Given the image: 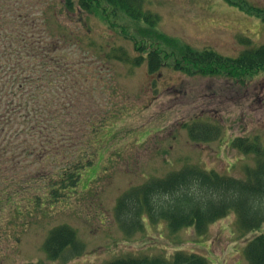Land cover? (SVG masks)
Segmentation results:
<instances>
[{
	"label": "rangeland",
	"instance_id": "obj_1",
	"mask_svg": "<svg viewBox=\"0 0 264 264\" xmlns=\"http://www.w3.org/2000/svg\"><path fill=\"white\" fill-rule=\"evenodd\" d=\"M142 8L158 17L151 31L122 13L113 27L94 13L50 11L47 15L50 36L81 38V46L69 45L67 52L75 62L85 63L81 73L91 77L85 84L90 94L84 104L117 109L120 115L111 135L105 132L100 137L103 147L73 199L52 210L46 200L38 208L34 198L44 193L34 190L41 186L37 173L43 167L32 156H21L15 167L22 186L16 187L18 194L8 190L14 187L2 176L9 167L5 160L12 155L0 161V264H60L49 262L43 249L50 230L59 225L74 229L85 246L84 255L67 264H103L123 256L169 258L178 251L204 256L209 264H247L246 242L264 233V226L244 235L235 214H230L204 237L193 229L173 235L165 223H146L143 232L126 237L116 223L114 208L129 188L187 165L244 178L245 168L255 166L254 157L243 156L230 142L258 136L264 144V75L251 82L246 78L243 85L233 79L189 76L175 70L174 58L163 60L160 71L150 75L147 61L135 66L132 61H109L107 54L114 48L130 59L146 57L153 46L150 39L163 35L195 51L211 49L236 57L247 49L242 40L264 44V0H143ZM130 36L139 45L146 44L145 51L136 52L134 42L127 40ZM160 48L164 53L177 52L174 45L161 43ZM99 70L102 81L97 82L93 73L98 75ZM192 119L219 126L222 137L211 143L192 142L183 128Z\"/></svg>",
	"mask_w": 264,
	"mask_h": 264
},
{
	"label": "trees",
	"instance_id": "obj_2",
	"mask_svg": "<svg viewBox=\"0 0 264 264\" xmlns=\"http://www.w3.org/2000/svg\"><path fill=\"white\" fill-rule=\"evenodd\" d=\"M142 7L143 0H0V161L12 155L5 160L9 167L2 172L11 189L14 187L8 189L10 192H20L16 190L22 186L15 167L21 156L28 155L43 167L37 173L41 186L34 189L44 192L34 197L38 208L44 207L45 200L49 201L50 210L70 202L85 172L94 166L103 147V133L111 135L120 115L117 109L84 104L90 94L85 84L91 77L81 73L85 63L75 62L67 52L69 45L80 47L81 38L50 36L47 15L50 11L65 15L94 13L113 27L117 15L122 13L133 22L145 23L151 31L158 17L145 13ZM133 37L127 40L133 41ZM150 41L153 46L146 57L142 54L130 59L126 52L118 53L112 48L107 58L128 64L132 61L135 66L147 61L150 75L174 58L175 70L189 76L233 79L241 85L246 78L251 82L264 75V44L255 46L249 39L241 41L247 49L236 57L211 49L195 51L163 35ZM133 42L136 52L145 51L146 44L144 47L143 42L140 45ZM161 43L174 45L177 52L164 53ZM93 80L102 81L100 70L98 75L93 73ZM195 120L183 125L192 142L211 143L222 137L219 126ZM230 146L243 156L254 157L255 166L245 168L244 178L190 165L161 178H150L118 198L114 218L122 233L131 237L143 232L146 223L153 226L165 223L173 235L193 229L198 237H204L213 224L230 214H235L244 235L260 232L264 226V144L258 136L236 137ZM246 243L247 264H264V233ZM43 249L49 262L60 264L85 253L76 231L68 225L52 228ZM103 264H209V261L196 253L178 251L169 258L123 256Z\"/></svg>",
	"mask_w": 264,
	"mask_h": 264
},
{
	"label": "flooded vegetation",
	"instance_id": "obj_3",
	"mask_svg": "<svg viewBox=\"0 0 264 264\" xmlns=\"http://www.w3.org/2000/svg\"><path fill=\"white\" fill-rule=\"evenodd\" d=\"M239 85H241V84H239Z\"/></svg>",
	"mask_w": 264,
	"mask_h": 264
}]
</instances>
